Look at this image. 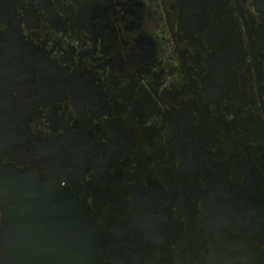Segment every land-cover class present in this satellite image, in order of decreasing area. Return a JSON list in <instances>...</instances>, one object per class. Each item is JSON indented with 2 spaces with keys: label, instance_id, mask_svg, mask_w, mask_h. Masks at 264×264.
Here are the masks:
<instances>
[{
  "label": "flooded vegetation",
  "instance_id": "1",
  "mask_svg": "<svg viewBox=\"0 0 264 264\" xmlns=\"http://www.w3.org/2000/svg\"><path fill=\"white\" fill-rule=\"evenodd\" d=\"M0 163L99 264H264V0H0ZM39 235L6 261L0 205V264H60Z\"/></svg>",
  "mask_w": 264,
  "mask_h": 264
},
{
  "label": "water",
  "instance_id": "2",
  "mask_svg": "<svg viewBox=\"0 0 264 264\" xmlns=\"http://www.w3.org/2000/svg\"><path fill=\"white\" fill-rule=\"evenodd\" d=\"M3 145L7 140L4 137ZM0 205L4 210L3 255L11 261L14 239L28 233L44 240L60 264H99V232L77 195L32 176L29 172L0 163ZM32 198H39L38 200ZM38 207L37 213L31 209ZM57 207L47 215L48 208ZM36 229L40 232L31 233Z\"/></svg>",
  "mask_w": 264,
  "mask_h": 264
}]
</instances>
